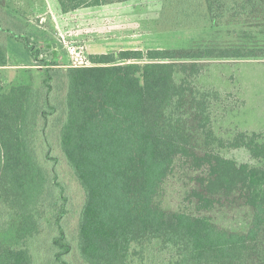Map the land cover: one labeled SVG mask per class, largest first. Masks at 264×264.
<instances>
[{"label":"trees","instance_id":"16d2710c","mask_svg":"<svg viewBox=\"0 0 264 264\" xmlns=\"http://www.w3.org/2000/svg\"><path fill=\"white\" fill-rule=\"evenodd\" d=\"M56 1L70 13L132 0ZM175 1L184 8L194 0H162L163 7ZM199 2L211 25L227 27L237 38L120 49L92 54L91 65L63 67L41 58L29 37L17 36L47 66V76L40 87H0V264H33L29 242L44 231L48 202L56 204L37 141L58 111V73L65 78L66 103V109L59 106L65 113L60 148L85 201L73 239L61 224L64 205L57 213L55 262L72 264L75 248L84 264H149V258L157 264H264V136L242 130L231 138L218 135L224 94L202 83L208 60L264 58L256 34L264 27V0ZM8 63L0 43V67ZM50 139L46 148L53 147ZM235 148L246 149L254 162L223 153ZM177 169L195 173L196 186L187 191L192 211L164 206L165 183ZM226 202L249 209L245 229L219 225L209 214Z\"/></svg>","mask_w":264,"mask_h":264},{"label":"rangeland","instance_id":"374dc122","mask_svg":"<svg viewBox=\"0 0 264 264\" xmlns=\"http://www.w3.org/2000/svg\"><path fill=\"white\" fill-rule=\"evenodd\" d=\"M203 7L199 0L184 8L181 2L176 1L164 8L162 0H132L63 13L56 0H5L0 5L3 25L0 28V43H4L7 49L9 63L0 67V87L8 90L16 83L40 87L47 76V66L40 65L42 62L34 59L26 41L17 37L19 35L29 37L37 48H41V58L50 62L54 60L63 67L75 64L74 55L79 48L83 49V54L90 61L92 54L120 49L146 51L197 44H227L237 38L236 33L227 27L211 25L204 17ZM256 34L264 42V27L261 33ZM204 64L202 83L224 94L216 114L218 135L231 138L242 130L257 131L264 136V58L208 60ZM55 77L58 78V87L55 84L53 102L66 109L65 99L61 97L65 96L64 77L60 73ZM59 106L57 113L49 118L45 134L37 141V153L48 171L49 186L51 190L54 189L57 198L52 199L56 204L48 202L43 233L29 242L33 264H58L55 262L56 247L52 241L59 235L57 213L64 205L66 212L61 224L69 239H73L77 233L79 212L85 201L84 190L60 148L58 133L65 113ZM49 136L53 147L46 148L45 140ZM223 153L238 162H254L243 148L224 149ZM54 157L56 160L52 159ZM194 175L192 171L177 169L170 177L164 186L163 202L166 208L194 210L187 198V191L196 186ZM209 214L219 225L231 229H245L250 219L249 209L240 203L226 202ZM71 254L74 260L72 264H84L79 259L81 254L78 249L75 252L74 248ZM152 260L149 258V264H157L151 263Z\"/></svg>","mask_w":264,"mask_h":264},{"label":"built area","instance_id":"2783aa9c","mask_svg":"<svg viewBox=\"0 0 264 264\" xmlns=\"http://www.w3.org/2000/svg\"><path fill=\"white\" fill-rule=\"evenodd\" d=\"M89 60L83 54V49L79 48L78 52L74 55V66H87L89 64Z\"/></svg>","mask_w":264,"mask_h":264}]
</instances>
